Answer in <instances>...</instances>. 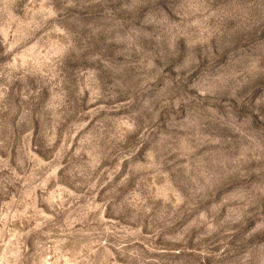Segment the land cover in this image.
<instances>
[{"label": "clouds", "instance_id": "clouds-1", "mask_svg": "<svg viewBox=\"0 0 264 264\" xmlns=\"http://www.w3.org/2000/svg\"><path fill=\"white\" fill-rule=\"evenodd\" d=\"M0 264H264V0H0Z\"/></svg>", "mask_w": 264, "mask_h": 264}]
</instances>
